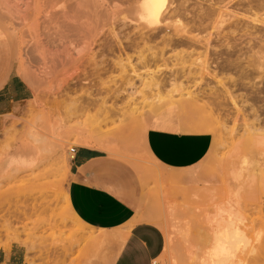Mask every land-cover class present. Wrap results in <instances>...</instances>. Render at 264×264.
I'll return each mask as SVG.
<instances>
[{
	"label": "rangeland",
	"instance_id": "374dc122",
	"mask_svg": "<svg viewBox=\"0 0 264 264\" xmlns=\"http://www.w3.org/2000/svg\"><path fill=\"white\" fill-rule=\"evenodd\" d=\"M232 6L218 28L207 0H172L181 15L154 26L130 1L0 0L14 73L35 93L0 117V249L78 264L92 232L69 204L70 149L134 147L174 110L214 146L187 184L132 159L147 218L166 235L161 264H211L227 227V263L264 264V0Z\"/></svg>",
	"mask_w": 264,
	"mask_h": 264
},
{
	"label": "crops",
	"instance_id": "0c3cea01",
	"mask_svg": "<svg viewBox=\"0 0 264 264\" xmlns=\"http://www.w3.org/2000/svg\"><path fill=\"white\" fill-rule=\"evenodd\" d=\"M34 96L32 86L14 73L12 46L0 35V117ZM170 111L159 116H168V121L157 123L155 117L134 147L80 146L70 154L69 204L80 224L92 232L84 235L78 264L162 263L166 235L147 218L140 169L132 159L141 169L154 164L170 173L168 179L174 176L187 184L188 170L204 162L214 146L209 132L193 129ZM0 264H28L26 251L15 243L2 248Z\"/></svg>",
	"mask_w": 264,
	"mask_h": 264
},
{
	"label": "bare ground",
	"instance_id": "6f19581e",
	"mask_svg": "<svg viewBox=\"0 0 264 264\" xmlns=\"http://www.w3.org/2000/svg\"><path fill=\"white\" fill-rule=\"evenodd\" d=\"M119 1H130L131 8L128 10L132 11L138 18H140V20L147 21V23L150 26L156 25L159 22L160 18L164 16L165 14L179 16L181 15L182 10H183L180 8L179 9L175 8L174 10H171L172 0H119ZM233 1L234 0H230V1L228 0H207V2L209 3V7L212 9L211 11L212 14L216 15L218 18V21H217V24H215V27H218V28L221 27L223 23L226 21V19L228 17H231L230 8L231 9L234 8L232 6ZM115 10L119 15H122L125 12L124 10H120L119 8H115ZM65 14H66V11H65ZM156 85L157 84L154 83V86ZM89 143L93 144L92 142H89ZM96 146L97 147H107V146H104V144H102L101 142H98L97 144L92 145V147H96ZM216 238H217L216 244L213 245V249L211 250L212 253H210V255H212V258H213V261L211 264H228L226 257L231 251L230 245L235 244L234 240H236V235L229 227H227L225 228L224 231L220 232ZM237 239L239 240V238Z\"/></svg>",
	"mask_w": 264,
	"mask_h": 264
},
{
	"label": "built area",
	"instance_id": "2783aa9c",
	"mask_svg": "<svg viewBox=\"0 0 264 264\" xmlns=\"http://www.w3.org/2000/svg\"><path fill=\"white\" fill-rule=\"evenodd\" d=\"M76 153V147L70 149V154L74 155Z\"/></svg>",
	"mask_w": 264,
	"mask_h": 264
}]
</instances>
